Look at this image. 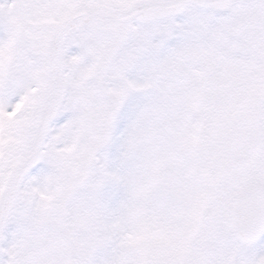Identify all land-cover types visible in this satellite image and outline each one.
Returning a JSON list of instances; mask_svg holds the SVG:
<instances>
[{"label":"snow or ice","instance_id":"snow-or-ice-1","mask_svg":"<svg viewBox=\"0 0 264 264\" xmlns=\"http://www.w3.org/2000/svg\"><path fill=\"white\" fill-rule=\"evenodd\" d=\"M0 264H264V0H0Z\"/></svg>","mask_w":264,"mask_h":264}]
</instances>
